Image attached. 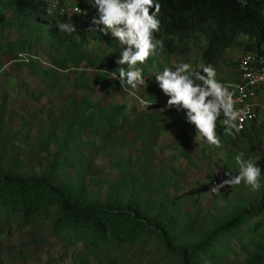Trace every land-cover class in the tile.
Returning a JSON list of instances; mask_svg holds the SVG:
<instances>
[{
  "label": "rangeland",
  "instance_id": "374dc122",
  "mask_svg": "<svg viewBox=\"0 0 264 264\" xmlns=\"http://www.w3.org/2000/svg\"><path fill=\"white\" fill-rule=\"evenodd\" d=\"M66 2L87 9L86 16L91 19L98 17L91 1ZM105 35H86L78 53L71 50L60 67V55L50 50L40 34L11 26L0 32V169L11 168L21 176L37 178L53 166V184L75 191L84 203L114 207L135 200L147 213L160 211L163 218L170 219L175 232L180 233L177 243L183 245L204 236L232 216L238 206L257 203L264 191V110L257 112L256 122L242 132L241 139L231 144L221 141V146L215 147L186 122L184 110L166 108L168 96L160 98L154 93L158 85L154 73L179 62H189L194 68L203 64L205 39L194 36L185 43L176 38V51L158 49L140 65L147 85L132 89L121 87L118 79L121 65L116 60L126 45L110 32ZM244 41L240 37L225 50L215 67L218 80L236 79V61L246 52L240 45ZM74 56L81 58L78 65ZM110 65L111 73L106 71ZM113 72L117 78L111 77ZM90 84L96 87L93 93H87ZM95 97L108 109L120 106L123 115L113 133L102 132V141L93 136V127L84 125L83 117L74 118L78 108L90 109L86 100L93 104ZM144 104H149L148 108ZM140 119L157 122L152 138L134 131ZM217 134L220 137L222 133ZM60 144L67 150L82 147L89 163L57 165ZM94 149L97 153L92 158L87 151ZM239 152L258 162L262 187L253 191L242 182L210 195L211 176L223 180L228 178L226 171L239 173L235 161ZM187 216L195 224L182 234ZM48 225L44 215L25 225L0 220V264H100L99 260L108 261L110 254H119L117 264H179L176 258L165 256L155 241L141 240L126 249L110 244L89 255L81 244L51 235Z\"/></svg>",
  "mask_w": 264,
  "mask_h": 264
},
{
  "label": "trees",
  "instance_id": "16d2710c",
  "mask_svg": "<svg viewBox=\"0 0 264 264\" xmlns=\"http://www.w3.org/2000/svg\"><path fill=\"white\" fill-rule=\"evenodd\" d=\"M160 2L161 27L154 36L161 38L163 50L167 52L177 50L176 38L186 43L191 37L201 36L205 39L203 64H210L214 68L225 50L236 44L240 37L245 38L240 45L246 52L264 53V0ZM2 6L4 10H1ZM61 22L73 23L76 31H60L58 24ZM7 26L29 28L40 34L50 50L60 55V63L57 62L60 67H64L71 50L78 53L86 35L106 37L104 32L99 31L102 26L92 25L90 17H67L50 11L44 0H0V32ZM90 27L96 28V31H88ZM183 49L187 50L186 46ZM72 59H76V65L81 60L80 56ZM92 63L89 61V64ZM106 71L111 73V65ZM116 85L120 86L118 82ZM95 88V85H88L87 93H93ZM154 90L155 95L164 97L159 85ZM86 102L90 109L78 108L74 118L77 119L79 115L83 117L84 125L93 127V136L102 141V132L113 133L118 125L117 120H123L121 107L108 109L101 105L97 97L93 104ZM156 124L140 119L134 131L140 130L146 137H151ZM123 125L124 122L118 127ZM241 137L242 132L233 139L227 130L220 139L224 144H231ZM81 148L67 150L64 144H60L56 154L60 153L61 160L57 165L63 166L68 161L87 165L89 157ZM87 152L93 158L97 149ZM52 168L49 167L46 174L37 178L21 176L11 168L0 169V220L9 225H25L35 217L44 215L49 220L51 235L62 236L71 244H81L89 255L98 254L110 244L118 249H126L144 240L157 242L164 255L176 258L179 264H264V191L257 203L238 206L232 216L215 224L204 236L192 244L183 245L177 243L180 233L175 232L170 219L161 216L162 212L149 214L135 200L114 207L84 203L75 191L53 184L50 178ZM184 224L182 234L194 227L195 220L187 216ZM110 256L108 261L100 259V264H117L119 254Z\"/></svg>",
  "mask_w": 264,
  "mask_h": 264
},
{
  "label": "clouds",
  "instance_id": "9594fccd",
  "mask_svg": "<svg viewBox=\"0 0 264 264\" xmlns=\"http://www.w3.org/2000/svg\"><path fill=\"white\" fill-rule=\"evenodd\" d=\"M46 3L50 11L67 17L87 15V9L81 10L78 6L75 14L62 12L61 8L76 6L66 0L62 2L46 0ZM92 5L97 9L98 17L93 16L91 24L102 25L99 31L105 34L110 32L121 45H126L116 60V63L121 65L118 68L121 87L127 85L137 89L147 85L144 69L140 65H144L158 49L164 47L163 41L154 36L161 27L160 0H92ZM58 27L65 33L76 31L75 25L70 22H61ZM88 31L95 32L96 28L90 27ZM154 76L159 88L168 96L165 107L175 108L177 111L184 110L186 122L193 124L209 145L221 146L222 142L217 134V121L221 117L228 129V135L235 139L243 130L245 119H251L254 115L251 107L247 109L236 107L238 100L234 93L221 83L226 80L217 79L216 69L210 64H201L194 68L189 62H179L174 67H165L162 71L154 73ZM111 77L117 78V73L113 72ZM148 105L144 104V107L148 108ZM235 161L239 165V173L233 175L226 171L225 176L228 178L215 183L212 189L214 193H219L225 186L235 187L242 182L253 191H258L262 187L260 182L262 170L258 162L245 159L244 152H239L235 156Z\"/></svg>",
  "mask_w": 264,
  "mask_h": 264
},
{
  "label": "built area",
  "instance_id": "2783aa9c",
  "mask_svg": "<svg viewBox=\"0 0 264 264\" xmlns=\"http://www.w3.org/2000/svg\"><path fill=\"white\" fill-rule=\"evenodd\" d=\"M55 6V3L53 4ZM77 6H69L61 8V11H68L69 14H75L74 11ZM237 73L238 76L234 81H221L230 91L234 93L238 103L237 108L247 109L251 107L254 115L251 119H245L243 130L244 131L250 124L255 122L257 112L264 110V53L247 52L237 60ZM242 101V102H239ZM227 127L223 123V117L217 121V132L227 131ZM241 131V132H242ZM222 180L219 176H211L208 181L207 191L210 195H218L212 191L215 183Z\"/></svg>",
  "mask_w": 264,
  "mask_h": 264
}]
</instances>
